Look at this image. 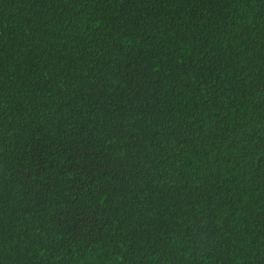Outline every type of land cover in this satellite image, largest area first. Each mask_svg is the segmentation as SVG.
Instances as JSON below:
<instances>
[{
    "label": "trees",
    "instance_id": "trees-1",
    "mask_svg": "<svg viewBox=\"0 0 264 264\" xmlns=\"http://www.w3.org/2000/svg\"><path fill=\"white\" fill-rule=\"evenodd\" d=\"M0 264H264V0H0Z\"/></svg>",
    "mask_w": 264,
    "mask_h": 264
}]
</instances>
